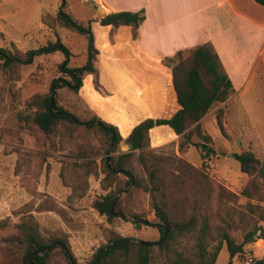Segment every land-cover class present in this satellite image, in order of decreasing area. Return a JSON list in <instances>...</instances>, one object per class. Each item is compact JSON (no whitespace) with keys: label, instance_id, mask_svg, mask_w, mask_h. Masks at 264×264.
Masks as SVG:
<instances>
[{"label":"rangeland","instance_id":"1","mask_svg":"<svg viewBox=\"0 0 264 264\" xmlns=\"http://www.w3.org/2000/svg\"><path fill=\"white\" fill-rule=\"evenodd\" d=\"M60 9L83 22L92 20L93 14L98 12L96 4L88 0H66L64 5L62 0H0V48L24 53L60 39L71 52L69 66L84 65L87 60V38L58 21ZM64 59L61 51L44 53L36 56L32 63L11 68L5 67L3 60H0V221L9 224L5 230H11L22 218L31 217L38 222L45 235H65L68 238L62 221L73 227L78 223V214L90 212L94 200L107 193L102 188L105 177L103 153L93 158L97 162V172H91L86 177L93 165H85L88 161L84 158L85 153L103 150L106 144V138L98 129H78L61 124L53 134L46 135L32 119L38 109L32 101L33 97L49 93L55 79H70L60 68ZM106 61L116 63L115 58L105 60L104 52H100L95 62L96 73L85 74L84 85L78 91L67 86L59 88L57 104L85 120L95 115L102 118L99 112L104 116L110 113L123 128L126 124L135 123L137 117L131 115V119L124 120L126 109H122V90L119 86L115 91L114 86L109 87L114 93L109 101L100 97V93L105 94L100 90V82ZM248 96H251V105L242 96L236 102L232 100L233 96L228 100L231 112L225 127L229 138L222 134L216 118L223 104L215 105L207 114H214L216 129L207 128L205 121L203 128L213 136V145L219 151L218 156L211 158L207 164L203 163L201 151L195 146L181 152L179 137L175 135L149 147L161 157L159 173L165 191V209L179 220H188L196 215L198 223L202 224L207 219L211 227L208 241L211 251L224 231L240 243L249 231H254L260 225L264 227L260 208L251 210L248 205L249 201H256L241 193L249 177L241 171L240 162L233 155L251 147L264 159V94L257 99L253 98V94ZM127 108L131 113L132 110ZM133 168L145 184L148 179L145 170L137 162H134ZM64 181L72 185L86 183V194L71 198L72 188ZM132 185V182L127 185L123 193L131 189L122 196L121 202L122 207L129 209L128 217L114 220L122 221L123 236L138 237L132 235L126 225L135 219L132 213H141L147 218L153 213L154 196L144 188ZM256 203L264 206V201ZM95 225L104 239L97 240L90 253L84 254L83 260L78 261L79 264H88L97 248L109 239V228L100 221H96ZM111 225L112 228L115 226L114 223ZM139 236L154 241L159 239L160 232L154 226H147L140 230ZM196 241L192 234H188L181 238L178 248L186 255L195 257ZM2 244L0 240V264H19L13 263V260L17 261L14 254L9 257L5 251L7 245ZM244 249L245 253L252 252L256 261L264 260V237L246 244ZM15 250L20 251L16 245L12 251ZM154 256L152 264L168 262L157 248ZM229 257L223 243L216 264H227ZM238 259L233 261L239 263ZM50 261L51 264H67L58 251L51 254Z\"/></svg>","mask_w":264,"mask_h":264},{"label":"trees","instance_id":"2","mask_svg":"<svg viewBox=\"0 0 264 264\" xmlns=\"http://www.w3.org/2000/svg\"><path fill=\"white\" fill-rule=\"evenodd\" d=\"M256 1L264 5V0ZM65 3L66 0H62V5ZM144 18V10H123L106 14L99 19V22L101 25H111L115 29L120 26H129L132 29V37L136 39L140 23ZM57 19L63 26L86 36L87 60L84 65L69 66L71 52L60 39L49 41L37 49H28L24 53L0 48V60H3L5 67L11 68L32 63L35 57L40 54L56 51L64 53L65 59L60 64V68L70 79H55L49 93L33 97L32 101L38 108L32 117L34 124L46 135L53 134L61 124L78 129H98L106 138V144L103 150H95L92 154L85 153L84 158L88 160L85 165L87 167H90V164L93 165L86 177L91 172H97V162L93 158L103 153L105 177L102 188L107 190V193L96 198L93 207L100 214L106 215L110 222L116 217L126 219L130 212L129 209L121 206V202L122 196L127 195L131 188L126 193H123L124 190L132 182L133 187L144 188L154 196L152 201L154 220L148 219L141 213H132L131 216L135 217L133 222L137 224L138 228H141V225L154 226L160 232L159 239L148 240L151 244L147 245L134 241V237L123 236L110 230L108 241L97 248L88 264H152L155 248L165 256L168 261L166 264H216L223 243L230 255L227 264H234L233 259L235 260V258H239V263H242L247 253H245V245L264 237L263 225L245 234L240 243L224 231L219 235L215 249L211 251L208 248L211 227L207 219L203 220L202 224L198 223L196 215H192L188 220H179L172 217L165 209L163 200L165 191L159 173L161 157L149 149L151 130L167 125L171 128L172 135L179 137L181 152L191 146L197 147L201 151L204 164L218 156L219 151L213 145L214 138L204 130L203 121L215 105L223 104L218 109L216 118L222 134L229 138L225 124L231 112L228 100L234 95L235 88L231 78L224 70L214 45L211 42H206L189 50H179L174 56L163 59V64L172 69L174 87L178 103L181 106L179 110L168 118L145 117L141 120L139 118L140 122L135 126L126 124L119 129L118 126L99 116L95 115L93 118L85 120L58 106L57 90L67 86L78 91L83 85L84 75L96 73L95 62L100 51L96 46L92 30L93 20L80 21L63 9L58 11ZM51 99L54 100L53 106H51ZM122 140L131 144V151L118 153ZM233 155L240 162L241 171L249 177L241 191L242 195L256 202L264 201V159H261L251 147L244 148ZM134 162H137L147 173L148 179L145 184L143 179L135 173ZM80 183L81 185H72L65 182L72 188L71 198L82 197L86 194L87 184ZM256 202L249 201L248 205L251 210L260 208L261 220H264V206ZM8 225V223L0 221V229H2L0 240L5 244H2L3 246L7 245L6 254L9 257L10 254H14L17 261L13 260V263L31 264L30 256L38 249L48 246L42 253L33 256L32 260L35 264H51V254L56 251L61 253L67 264H79L69 239L65 235H45L38 222L31 217H24L18 224H12L11 230H5L8 229ZM259 231L260 233L257 235ZM188 234H192L197 240L195 257L186 255L178 248L181 238ZM54 242H59L61 245L54 244ZM15 245L20 251H12ZM15 252H19V254ZM254 264H264V260L260 259Z\"/></svg>","mask_w":264,"mask_h":264},{"label":"crops","instance_id":"3","mask_svg":"<svg viewBox=\"0 0 264 264\" xmlns=\"http://www.w3.org/2000/svg\"><path fill=\"white\" fill-rule=\"evenodd\" d=\"M96 7L98 12L91 18L96 45L104 52L105 60L116 59V63L106 61L102 69L100 90L105 94L99 92L100 97L109 101L114 96L110 88L114 86L115 91L119 86L122 109H126L124 120L131 119V115L138 117L132 127L145 117L168 118L180 109L172 69L162 61L179 50H189L206 42L214 45L233 82V101L242 96L251 105L249 94L255 99L264 94V5L256 0H100ZM123 10L145 11L136 39L129 26L115 29L99 22L106 14ZM99 114L103 120L121 129L112 114ZM118 114L121 115L120 109ZM204 121L207 128L216 129L214 114L207 115ZM170 137L169 126L155 127L151 130V146ZM89 211L86 214L80 212L78 223L73 227L62 221L78 261L90 253L97 240L104 239L96 221L122 235V221L114 220L122 218L116 217L110 222L93 204ZM148 218L154 219V213ZM111 223L115 225L113 228ZM145 227L147 225L138 228L134 222L126 225L132 235L138 237Z\"/></svg>","mask_w":264,"mask_h":264},{"label":"water","instance_id":"4","mask_svg":"<svg viewBox=\"0 0 264 264\" xmlns=\"http://www.w3.org/2000/svg\"><path fill=\"white\" fill-rule=\"evenodd\" d=\"M53 104H54V100L51 99V106H53ZM99 124L101 125V123H99ZM122 143L128 145V147L125 148V146L122 145ZM121 146H122V151H123V152H127L128 150H131V149H132L131 144L128 143L126 140H124L123 142H121ZM229 156H233V155L230 154ZM133 240H134V241H137V242H141V243L147 244V245L151 244L150 241H148V240H144V239H141V238H138V237H134ZM54 244L61 245L59 242H54ZM47 248H48V246H46V247L43 248V249H38L33 255H31V256H30V259H29L30 262H31V264H35L34 261L32 260V259H33V256H34L35 254L42 253L43 250H45V249H47Z\"/></svg>","mask_w":264,"mask_h":264},{"label":"built area","instance_id":"5","mask_svg":"<svg viewBox=\"0 0 264 264\" xmlns=\"http://www.w3.org/2000/svg\"><path fill=\"white\" fill-rule=\"evenodd\" d=\"M90 2H94L98 4L100 0H88ZM256 262V257L252 252H247L245 258L242 263H234V264H254Z\"/></svg>","mask_w":264,"mask_h":264}]
</instances>
